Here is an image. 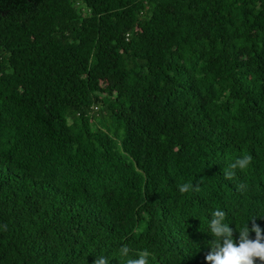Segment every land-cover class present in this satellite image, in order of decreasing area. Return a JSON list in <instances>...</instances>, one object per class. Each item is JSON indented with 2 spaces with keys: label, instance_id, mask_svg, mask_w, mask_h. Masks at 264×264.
<instances>
[{
  "label": "trees",
  "instance_id": "16d2710c",
  "mask_svg": "<svg viewBox=\"0 0 264 264\" xmlns=\"http://www.w3.org/2000/svg\"><path fill=\"white\" fill-rule=\"evenodd\" d=\"M216 210L264 235V0H0V264H211Z\"/></svg>",
  "mask_w": 264,
  "mask_h": 264
},
{
  "label": "clouds",
  "instance_id": "9594fccd",
  "mask_svg": "<svg viewBox=\"0 0 264 264\" xmlns=\"http://www.w3.org/2000/svg\"><path fill=\"white\" fill-rule=\"evenodd\" d=\"M252 161L251 155H244L235 160L228 166V170L224 171L227 179H232L237 168L243 170L247 168ZM191 184H183L179 191L186 193L192 189ZM243 189L245 185H239ZM226 213L223 210H216L212 214L210 221V230L215 240L212 241V251L206 255V260L211 264H255L259 259L264 261V235L261 228L255 224L253 219L252 228L248 227V223L239 231V243H235L233 239V229L229 224L225 223ZM250 231L255 232V239L249 237ZM130 248L123 246L119 250L121 257H129ZM148 250L139 251L135 258H127L125 264H148ZM108 257L100 256L94 261V264H108Z\"/></svg>",
  "mask_w": 264,
  "mask_h": 264
}]
</instances>
